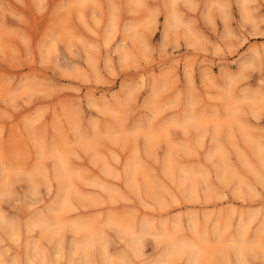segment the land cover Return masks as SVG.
<instances>
[{"label": "clouds", "instance_id": "9594fccd", "mask_svg": "<svg viewBox=\"0 0 264 264\" xmlns=\"http://www.w3.org/2000/svg\"><path fill=\"white\" fill-rule=\"evenodd\" d=\"M259 38L264 0H0V264H264Z\"/></svg>", "mask_w": 264, "mask_h": 264}, {"label": "rangeland", "instance_id": "374dc122", "mask_svg": "<svg viewBox=\"0 0 264 264\" xmlns=\"http://www.w3.org/2000/svg\"><path fill=\"white\" fill-rule=\"evenodd\" d=\"M233 14H234V16L236 17V19H239V15L236 13L235 7H234V9H233ZM217 24L219 25L220 22L217 21ZM34 27H35V26H34ZM157 38H158V34H157ZM259 39H260V42H264V38H259ZM6 210H7V209H6ZM10 215H11V213H10ZM22 244H23V240H22ZM18 252H19V254H20V256H21V259H24V256H25V250H24L23 248H20V249L18 250Z\"/></svg>", "mask_w": 264, "mask_h": 264}]
</instances>
